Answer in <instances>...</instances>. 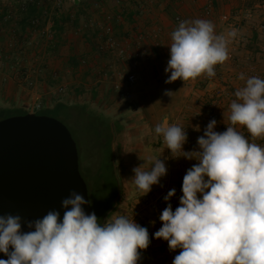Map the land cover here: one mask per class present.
<instances>
[{
    "label": "rangeland",
    "instance_id": "374dc122",
    "mask_svg": "<svg viewBox=\"0 0 264 264\" xmlns=\"http://www.w3.org/2000/svg\"><path fill=\"white\" fill-rule=\"evenodd\" d=\"M16 1L3 0V4L11 5L14 8L13 5H16ZM61 1L66 8L72 6V0ZM99 1L89 0L87 3L97 4ZM103 1H105L111 13H116L120 17L121 23H117L116 28V23L113 24L114 38L123 47L127 54L126 57L120 58L116 51L113 52L110 49L106 52L109 54H106L103 48L101 49V45L104 43L103 35L98 39V44H96V40L93 43L86 42L84 36L86 31L95 30L97 25L96 27L92 25L93 22H89L90 18L86 21L85 17L88 14H82L79 26L70 23L65 27L60 39L53 36H41L38 32H32L25 41L20 39V35L14 33L10 36V40L7 39L9 42L6 43V46L3 47L2 42V48H0V53L8 57V64L12 63L8 66L3 58L0 59V65L3 63L6 71L9 69L12 72L6 73L5 76L8 77L5 79L11 77L14 83L27 90L23 93V96L25 93L28 94L30 103L26 107L38 102L42 103V108L44 106L51 107L59 101L66 103L68 106L69 115L46 109L35 112L39 115L57 119L71 132L77 144L80 173L88 187L92 212L101 220V223H104V220L110 215L111 208H114L112 211L114 215H126L131 219H135L138 224L146 227L150 233L149 222L154 219V214L150 213L148 204L161 196L159 209L162 210H159V214L167 207L164 197L167 195L166 181L168 179L167 176L161 178L160 184L154 185L152 191L145 196L131 180L134 177L133 168L138 167L135 162L140 161L145 170H148L154 162L151 150L164 149L163 145L161 147L155 144L158 135L153 130V118L156 117V109L146 107L145 99H147L148 94L154 91L155 87L164 86L168 87L167 89L173 94L168 96L157 91L160 97H164L161 99H170L173 96L179 97L178 95L182 93L184 102L181 106L178 104L177 109L183 121L178 125L194 131L195 124H198L199 133H203V129L207 125L195 119V112L201 111L200 107H194L195 98L201 96L203 104L207 105L210 100H213V91H216L215 89L222 85H228L234 94L236 90L232 88V83L243 87L246 82L236 75L237 71L246 69L248 65L253 67L251 71L257 77L264 79V51L262 52L263 56L259 55L254 45L251 51L255 55V60L246 59L239 63L229 60V63L225 61V64H220V73L211 84V87L205 88L203 83L199 81L202 76L186 82L177 80L171 84L166 83L168 74L165 69L170 58L171 33L179 26L177 18H180L181 21L198 18L211 21L215 26V33L223 35L227 45L233 44L232 46L236 48V51L238 47L242 48L244 45H248L245 40L241 41L244 33L248 32L246 36H250V31H255L258 26L264 24V21L260 20L264 18V14L254 11H246L240 14L232 13L227 7L229 5L231 7L232 4L229 0ZM182 7H186L189 11L186 18L180 12ZM124 10L126 11L125 14L123 13ZM129 12L134 13L132 20L127 19ZM247 12L254 14L252 19L246 18ZM224 16H228L230 21L225 22L223 20ZM134 22L136 25H134ZM50 23L53 24V22ZM232 31H236V36L240 39L230 36ZM160 36L167 39V44L160 43L158 48L154 44L155 41H160ZM88 37L92 40L97 39V37H93V32H88ZM261 37L264 44V34H261ZM234 40L237 42H233ZM103 46L107 48L106 45ZM87 54L88 56H86ZM73 56L80 61L78 67H73L69 62V59ZM257 57L260 58L257 60ZM227 66H232V68L238 70L229 68L230 71H227ZM254 66L257 68H254ZM39 70L41 71L40 76L37 77L36 72H39ZM243 73L247 72L243 71ZM131 74L140 77L139 84H128V77ZM252 76L255 75L250 74L247 77ZM31 79L38 81L37 87L34 89H30L26 85L25 80ZM117 85L120 86L119 89L116 88ZM79 87H83V90L77 93ZM182 90H185V92H182ZM86 104H88L87 107H84ZM15 113L22 114L23 111L19 108ZM219 113V121L216 127L218 132L226 127L225 123L230 114V104L223 102L219 106ZM9 115L0 111V120ZM107 117H112L123 126V133L117 138L118 143L108 132L105 123ZM163 119L164 116L161 115L158 118L159 123ZM239 128L247 131L244 127ZM248 135L251 139L250 133ZM159 137L161 136L159 135ZM254 142L258 144L264 142V139L258 138ZM118 147L121 148L119 152L117 151ZM140 147L144 155L138 158L135 154L138 153ZM185 147L186 145H184ZM165 148L167 151V147ZM168 152H170L169 149ZM172 161L176 160L173 159ZM177 161L180 162V160ZM117 162H119V168L116 165ZM121 163L127 165L124 171ZM176 164L177 169H172V172H167V175L171 178V186L180 187L181 185L173 182L180 175L183 177L189 168L186 167L185 162L184 164ZM121 193H123L122 196ZM179 193H182V190ZM116 200L120 201L119 206L116 205ZM177 202L174 203L173 199L171 200L173 209L179 206V201ZM163 242L155 241V244L160 247V243L165 245L166 241Z\"/></svg>",
    "mask_w": 264,
    "mask_h": 264
},
{
    "label": "clouds",
    "instance_id": "9594fccd",
    "mask_svg": "<svg viewBox=\"0 0 264 264\" xmlns=\"http://www.w3.org/2000/svg\"><path fill=\"white\" fill-rule=\"evenodd\" d=\"M171 40L168 84L213 77L215 66L228 59L227 41L211 21H181ZM239 78L245 80L244 74ZM234 95L226 131H216L212 119L197 138L196 150H184L187 131L169 124L167 117L155 127L173 159L197 162L183 177L175 209L176 189L167 192L162 226L153 234L168 243L169 251L179 250L172 264H264V147L254 142L264 139V79L248 77ZM195 130L200 131L198 125ZM132 171V182L145 196L168 170L158 159L148 170L141 165ZM88 203L72 191L61 201L62 218L57 209L36 219L0 215V253L7 256L0 264H139L141 250L151 243L148 229L114 213L102 224L94 212H85ZM22 225L28 230L22 231Z\"/></svg>",
    "mask_w": 264,
    "mask_h": 264
},
{
    "label": "water",
    "instance_id": "95a60500",
    "mask_svg": "<svg viewBox=\"0 0 264 264\" xmlns=\"http://www.w3.org/2000/svg\"><path fill=\"white\" fill-rule=\"evenodd\" d=\"M72 191L89 201L84 210L93 213L77 144L63 123L36 113L0 120V215L36 219L57 209L62 218L61 201ZM0 259L7 256L0 253Z\"/></svg>",
    "mask_w": 264,
    "mask_h": 264
},
{
    "label": "crops",
    "instance_id": "0c3cea01",
    "mask_svg": "<svg viewBox=\"0 0 264 264\" xmlns=\"http://www.w3.org/2000/svg\"><path fill=\"white\" fill-rule=\"evenodd\" d=\"M87 1H89V0H72V6L69 8H66L65 5H63L61 11L63 13H67V12L72 13L73 20L75 18V13H77V12H82V14H84V15L88 14L85 17V19H87L86 21H88L90 18L89 22H93L94 24L92 23V25H94L95 27L97 25L96 28H99L102 32H103L102 24L113 26V24L116 23L115 24V28H116L117 23H121L120 17L116 16L117 15L116 13L110 12L109 7L106 5L105 1L102 0L101 4L97 3V4H99V6H96V5L93 6V4L90 5V3H87ZM229 1H231L232 4H231V7H230V5L227 7L230 9V11L232 13L240 14V13H244L246 11H254L256 13L259 12L260 14H264V0L263 1L262 0H229ZM15 8L16 7H14V9ZM52 10H54V7H52ZM180 12L182 13V16H184L185 18L189 15V11L186 9V7H182ZM111 15H113V16H111ZM108 16H110L112 18L111 21H108L106 19V17H108ZM114 16H116V18H113ZM98 17H100V18L98 19ZM260 20L264 21V18L260 19ZM17 25H18L17 23L16 24L15 23L10 24V23H4V22L0 21V48H2L1 47L2 42H3L2 46L3 47L6 46V43L9 42L7 39L10 40V36L14 35V33L20 35L19 37L21 40L27 41V37L30 34L28 33V31L22 32V30H20V28H17ZM134 25H136L135 22H134ZM175 25H177V24L175 23ZM247 31H250V30H247ZM247 33L248 32H246V33H244V35H242L243 38L241 37L242 38L241 41L245 40L248 43V45L243 46L244 48L238 47L239 50L237 48V50L235 51L236 48L234 46H232L233 44L227 45L228 51H232L234 54V57H235L234 63L236 61L238 63L243 62L246 59L251 60V61L255 60L256 59L255 55L251 51V49H253L252 46H254V45L256 46V50L259 53V55H262V52L264 51V47H263L264 44L262 43L263 39L261 37V34H258L254 30L249 32L250 36L249 35L246 36ZM235 37L238 38V36H236V35L234 36V38ZM238 39H240V37ZM159 40L160 41H155V44H154L157 47L160 46V43L161 44L164 43L165 45L167 44V42H166L167 39L165 37L161 38V36H160ZM233 42H237V41L234 40ZM250 44H252V45H250ZM229 47H230V49H229ZM88 52H90V51H88ZM86 56H88V54ZM259 58L260 57H257V60ZM5 62L8 66H10L12 63V62H10L8 64V62H9L8 58L5 59ZM226 62L229 63V60H226ZM1 64L2 65H0V67H1L0 68L1 69V73H0V111H5L6 110L5 108H7V107H9V108L24 107L22 109L26 110L27 109L26 106H28V104H30V103L28 101V94L25 93L23 96V93L26 92L27 90L25 88H21V86L14 83L12 81L11 77H9L8 79H5L6 77H8L7 75L5 76V74L6 73H12V72H10L9 69H7V71H6V69L4 68L5 67L4 64L3 63H1ZM223 64H225V63H223ZM224 66H226V65H224ZM236 67L238 68V66H236ZM249 67H252V66L248 65L247 66L248 69L246 68V69H242V71L241 70L237 71L236 75H238L240 77V74H244V76H245L244 81H246V79L248 78L247 76H249L250 74L255 75L251 71V70H253V67L252 68H249ZM229 68L234 69V70H238V69L232 68V66H227V71H230ZM254 68H257V67L254 66ZM221 71L223 72V70H221ZM243 71L249 73V75H247V73H243ZM227 75H225V76H227ZM199 81H201V80H199ZM232 85H233L232 88H234V90H237L241 87L239 85H236L235 83H232ZM167 88L168 87H165V86L164 87H157V88L155 87L154 91L150 92L148 94V96L146 97L147 99H145V104H146L147 108L152 109V107H154V109H156L155 110L156 117L153 118V125H154L153 130H154V132H155V127L159 123L158 118L161 115H163L164 118L167 117L169 124L177 125V124H181L183 121V119H181V116H179L178 109H177L179 106L183 105V102H184L183 101V95H182V93H180L181 95H178L180 98L177 96H175V97L173 96L170 99H161L164 97H160L159 93L157 91L162 92L164 94L166 91H169V89H167ZM182 92H185V90H182ZM178 104H180V105L178 106ZM197 125L195 124V127ZM194 131H196V130L194 129ZM197 132H199V131H197ZM199 134L203 135V133H199ZM158 137H159V135H157V138L155 139V144H157L159 146L163 145L164 149L160 150V149L156 148L155 150H151L152 158L154 159V162L158 159H161L166 164V167L168 170L167 172L170 171V173H171L172 169H177L176 163L184 164V162H185L186 167H188V168H191L193 164L197 163L195 160L189 161V160H186L184 158L175 159L176 161L173 162L172 161L173 158H172L171 153L168 152V149L166 151V148H165L166 144L164 142L163 137L162 136L159 138ZM196 149H198V146L196 147ZM184 150L189 151V149H187V147H185ZM142 155H144V153L140 147V150L138 151L137 154H135V156L140 158ZM177 160H180V162ZM135 164H137V166H140L141 162L138 161V162H135ZM121 167L123 168V171H124V169H126L127 165L125 163L124 164L121 163ZM166 176L168 179V181H166V184H167L166 190L168 192L169 189L175 188L176 185L171 186V181H170L171 178L169 175H166ZM183 177H181V175H180V177H178L176 180H174L173 183L179 184V185H181L180 187H182ZM179 192L176 191L177 195H176V197L173 198L174 203H178L177 201H179V197L182 195V193H179ZM158 197H160V196H158ZM159 210H162V209H159ZM150 236H151V232L149 233V237ZM153 239L155 241H161V243H164L163 242L164 240H162V239L156 240L155 237H153ZM161 243H160V246H163L164 244H161Z\"/></svg>",
    "mask_w": 264,
    "mask_h": 264
},
{
    "label": "built area",
    "instance_id": "2783aa9c",
    "mask_svg": "<svg viewBox=\"0 0 264 264\" xmlns=\"http://www.w3.org/2000/svg\"><path fill=\"white\" fill-rule=\"evenodd\" d=\"M33 0H17L16 1V5L13 6H17L18 5V9H14L11 7V5H5L3 4V0H0V14L3 12L4 8L6 7L8 9L7 15L3 18L4 22L7 21H13L15 22L17 16H18V11H19V6L20 8L22 7L23 9H25V7L32 3ZM11 3V2H10ZM253 14L252 12H247L246 13V18L248 19H252L253 18ZM106 19L108 21H111L112 18L110 16L106 17ZM223 20L225 22L230 21V18L228 16H224ZM51 20H47L44 25L43 28L41 30L38 31L39 34H41L42 36H51V26L52 24L50 23ZM181 22L180 18H177V24H179ZM43 22L37 18L33 21V25L38 26V25H42ZM103 32L105 33V35L107 36V39L105 41V45L107 46V49L113 50V52H117V55L120 58H124L126 57V53L123 50V47H121L119 45V43H117V41L114 38V27L111 25H104L102 27ZM259 34H264V24L258 26L257 29ZM125 49V48H124ZM7 59L8 57L6 55H3L2 53H0V59ZM227 60H232L234 61V54L232 53V51H228V59ZM215 71V76L213 77H208L206 74L202 75L201 78V82L203 83V85L205 86V88L207 87H211V84H213V81H215L220 73V64L216 65L214 68ZM40 70L39 72H36L37 77L40 76ZM0 73H1V69H0ZM255 74V73H254ZM256 76V74H255ZM26 81V85L28 88L30 89H34L35 87H37V80H25ZM140 82V77L137 76L136 74H131L128 77V84L129 85H137ZM117 89L120 88L119 85L116 86ZM216 91H213L214 97L213 100L209 101V103L207 105L203 104V99H201V96L197 97L194 99V107L196 108H201V111H197L195 112V119H197V121L207 125L212 119H215L217 122L219 121V106L223 104V102H227L228 104H231V102L236 99L235 95L231 92L230 87L228 85H222L220 86L218 89H215ZM204 106V107H203ZM42 109V103L38 102V103H34V105H31L29 107H27V110L30 111L29 113H35V111L41 110ZM229 120H227V122L225 123L226 125L229 124ZM178 125V124H177ZM181 126L184 130L187 131V135H188V142L185 144L187 149H189V151L191 150H195L197 145V138L199 136H202L201 134H199V132L197 131H190L188 130L185 126L179 125ZM237 130L239 132H241V134L249 137V133L245 130H243L242 128H237ZM226 131V127L222 130H220L219 132H223ZM165 142V141H164ZM166 144V143H165ZM260 146L264 147V142L258 143ZM167 147V145H166ZM176 191H180V187L176 186L175 187ZM161 200V196L158 197L155 200H152L151 202H149L148 207L150 210V213L154 214V219L152 221L149 222L150 225V230H151V236H150V246L148 247L147 250H141L140 256L141 259L139 261V264H172V261L174 259V256L176 254H178L179 250H177L176 252H171L169 251V245L167 242H165V245L158 247L155 244V240L153 239L154 237V233L159 230V228L162 226V222L159 220V202ZM155 222V223H153Z\"/></svg>",
    "mask_w": 264,
    "mask_h": 264
},
{
    "label": "trees",
    "instance_id": "16d2710c",
    "mask_svg": "<svg viewBox=\"0 0 264 264\" xmlns=\"http://www.w3.org/2000/svg\"><path fill=\"white\" fill-rule=\"evenodd\" d=\"M101 3H102V0L99 1V4H101ZM93 5L99 6L98 4H95V3ZM62 6H63V2L61 0H57V1L56 0H33V2L28 4L25 7V9H23L22 7L20 8V6H19L18 16H17L15 22H13V21L4 22L3 18L7 15V12H8V9L5 7L3 12L0 14V21L4 22V23H10V24H13V23L16 24L17 23L18 24L17 28H20V30H22V32L28 31V33L31 35L32 32H38L39 30H41L43 28L44 23L47 20H51V22H53L51 29H50L51 36H53L54 38L57 37V39H60L62 37V35H61L62 32L65 31V27H67L70 23H72V25L79 26L80 17L82 15V12L75 13V18L73 20L72 13H68V12L63 13L61 11ZM52 7H54V10H52ZM16 9H18V5L16 6ZM124 12H126V11L124 10L123 13ZM133 16H134V13L129 12L127 19L132 20ZM37 18H39L43 22L42 25H38V26L33 25V21ZM255 31L258 33L257 29ZM88 32H93V37H97V39L92 40L91 38H89ZM88 32L86 31V33L84 35L86 42H92L93 43L94 40H96V44H98L97 43L98 39L100 38L101 35H103L104 36L103 45H105V41L107 39V36L99 28H95V30L88 31ZM28 37H27V39H28ZM103 45H101V49L103 48V51L105 53L110 51L107 48H105ZM101 54H103V53H101ZM106 54H109V53H106ZM69 62L71 63V65L73 67H78L80 64L79 59L75 56L71 57L69 59ZM82 90H83V87H81V88L79 87V89L77 90V93L81 92ZM87 105L88 104H86L85 106L83 105V106L87 107ZM22 108H24V107H20V109H22ZM5 109L6 110L2 111V112H5L6 114H10L12 116L25 115V114L29 113V111L27 109L26 110L22 109V111H23L22 114H16L15 111H17L19 109V107L18 108L7 107ZM44 109H46L48 111H53V112H57V113H61V114L64 113L65 115H69L68 106L66 105V103H64L62 101L54 103L51 107L44 106L41 110H44ZM38 111H40V110H38ZM105 123L107 125V129H108V132L110 133V136L115 138V140L117 141L118 136L123 133V126H121V124L119 122H117L116 120H114L112 117H107V119L105 120ZM118 142L119 141H117V143ZM117 151L118 152L121 151V148L118 147ZM120 195L122 196L123 193H121ZM120 195L118 196L119 198L121 197ZM120 204H121L120 201L116 200V205L119 206ZM113 209L114 208H111L110 214L112 213ZM109 216L110 215H108V217Z\"/></svg>",
    "mask_w": 264,
    "mask_h": 264
}]
</instances>
